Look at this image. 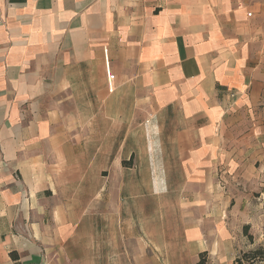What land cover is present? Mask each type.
<instances>
[{"label":"crops","instance_id":"crops-1","mask_svg":"<svg viewBox=\"0 0 264 264\" xmlns=\"http://www.w3.org/2000/svg\"><path fill=\"white\" fill-rule=\"evenodd\" d=\"M263 103L264 1L0 0V264H102L101 214L77 190L86 142L114 140L102 118L146 111L165 142L156 171L182 174L153 188L179 189L190 223V190L248 165L252 136L234 132L255 130ZM158 195L128 204V239L164 235Z\"/></svg>","mask_w":264,"mask_h":264},{"label":"rangeland","instance_id":"rangeland-1","mask_svg":"<svg viewBox=\"0 0 264 264\" xmlns=\"http://www.w3.org/2000/svg\"><path fill=\"white\" fill-rule=\"evenodd\" d=\"M125 111L118 110L121 116L117 122L127 118L122 124L114 126L102 118L101 124L95 125L100 136L109 133L114 140L86 142L83 181H79L81 186L77 189L79 201L86 206L89 204L87 212L101 214L96 223L102 225L101 236L106 242L102 245L103 251L106 248V252L101 253L102 264H196L199 260L205 264H231L239 251L251 248L242 234L245 225L250 226L249 234L256 244L264 243V103L258 107L259 113L248 120L258 123L255 130L240 128L234 132L252 136L247 148H242L251 156L248 165L239 176L225 177L218 171L213 175L215 187L207 192L190 190L197 195L196 200L190 202L196 206V212L191 210L196 220L190 223L181 222L185 212L181 209V197L175 195L179 189L153 188L157 181L167 180L171 185L170 182L176 184L181 180L182 174L168 173L167 178L163 171H156L158 157L155 153L158 143L159 147L164 145V137L158 140L159 130L148 123L146 111ZM96 144L101 151L99 157L92 155L93 150H97ZM162 193L165 213L159 224L164 225V235L145 237L143 245L137 236L128 239V204L138 205L143 200L147 204L152 202L155 207L157 194ZM185 225H190L191 231L196 230L195 243L191 242L192 236H184ZM226 230L230 235L228 243ZM145 244H148V253L139 252ZM152 244L162 252L151 253ZM201 250L205 252L202 257L199 256Z\"/></svg>","mask_w":264,"mask_h":264},{"label":"trees","instance_id":"trees-1","mask_svg":"<svg viewBox=\"0 0 264 264\" xmlns=\"http://www.w3.org/2000/svg\"><path fill=\"white\" fill-rule=\"evenodd\" d=\"M250 226L245 225L242 228V234L247 238L250 249L239 251L231 264H264V243L256 244L253 235L249 234ZM205 252L200 253L202 257ZM14 258V254H11ZM196 264H205L202 260H199Z\"/></svg>","mask_w":264,"mask_h":264},{"label":"built area","instance_id":"built-area-1","mask_svg":"<svg viewBox=\"0 0 264 264\" xmlns=\"http://www.w3.org/2000/svg\"><path fill=\"white\" fill-rule=\"evenodd\" d=\"M105 73H106L108 90H109V92H112L113 91L112 81L114 80V75H112L110 73V70H109V67H108L107 63H106Z\"/></svg>","mask_w":264,"mask_h":264}]
</instances>
